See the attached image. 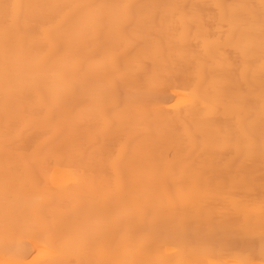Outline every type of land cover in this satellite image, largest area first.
Returning a JSON list of instances; mask_svg holds the SVG:
<instances>
[{
  "label": "bare ground",
  "instance_id": "obj_1",
  "mask_svg": "<svg viewBox=\"0 0 264 264\" xmlns=\"http://www.w3.org/2000/svg\"><path fill=\"white\" fill-rule=\"evenodd\" d=\"M0 264H264V0H0Z\"/></svg>",
  "mask_w": 264,
  "mask_h": 264
},
{
  "label": "snow or ice",
  "instance_id": "obj_2",
  "mask_svg": "<svg viewBox=\"0 0 264 264\" xmlns=\"http://www.w3.org/2000/svg\"><path fill=\"white\" fill-rule=\"evenodd\" d=\"M3 7H4V9H5V15L7 16V10H8L9 8H11V9H16V8L21 7V6H20V5H16V4H12V5L5 4V5H3Z\"/></svg>",
  "mask_w": 264,
  "mask_h": 264
}]
</instances>
